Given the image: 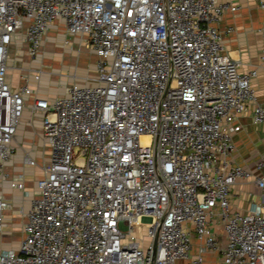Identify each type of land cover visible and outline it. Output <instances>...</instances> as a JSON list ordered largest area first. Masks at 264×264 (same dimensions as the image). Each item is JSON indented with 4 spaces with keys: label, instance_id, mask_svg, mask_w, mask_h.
I'll return each instance as SVG.
<instances>
[{
    "label": "built area",
    "instance_id": "built-area-1",
    "mask_svg": "<svg viewBox=\"0 0 264 264\" xmlns=\"http://www.w3.org/2000/svg\"><path fill=\"white\" fill-rule=\"evenodd\" d=\"M236 7L0 0V229L4 180L28 203L19 207L22 236L16 248L0 247V264H204L210 253V264H264V171L230 158L238 117L255 100L256 67L242 70L220 50L218 22ZM52 25L78 34L96 57L91 74L48 97L28 75L13 85L6 72L10 44L36 53ZM258 29L264 52V23ZM26 106L40 112L47 147L30 196L23 171L11 177L2 167ZM251 114L264 123L259 101ZM22 160L36 163L28 151ZM245 181L256 189L244 208L232 206L231 189ZM138 224L148 239L133 232Z\"/></svg>",
    "mask_w": 264,
    "mask_h": 264
},
{
    "label": "crops",
    "instance_id": "crops-1",
    "mask_svg": "<svg viewBox=\"0 0 264 264\" xmlns=\"http://www.w3.org/2000/svg\"><path fill=\"white\" fill-rule=\"evenodd\" d=\"M229 1L234 4L236 3L237 7L235 8V10H226L222 14L218 22V27L222 30L223 34L220 50L228 52L231 56L238 59V66L242 70H249L253 67H256V73L251 78L252 86L255 91L254 98L264 106V52L261 49V33H259L258 29L259 26L264 23V9L260 6L259 0ZM228 26H231V29L225 31L224 29ZM54 27L56 26L52 25L48 29L43 39L50 36V30ZM6 74L10 83H12L13 85H19L25 81L24 77L21 74L14 75L8 74V72H6ZM44 80L46 81L45 77H43L42 79L41 77L36 79L32 72L28 74V83L32 87H35L38 94L41 96L46 95L48 97H51L66 89V84L62 86L59 91H56L51 87L48 88ZM29 100L30 98H28L27 102ZM255 100L250 101L247 104L245 110L238 117L240 127L233 134V142L235 148L230 155L232 162L239 164L241 163L253 170L254 173L264 171V165L258 168L255 163L256 160L260 158L264 159V123H254L252 121L251 113ZM25 108L29 109L30 111L29 117L24 120L25 122L19 118V123L12 141V144L14 145L13 153L4 161L2 167L4 170L10 173L11 177H14V175L23 171L24 187L27 191L28 196H30L36 191L37 177L43 173L41 166L42 162H44L47 156V147L43 146L42 149L41 147H35L33 144H30V140L27 141V143L26 140L22 141L21 144L18 145V142L20 140L15 135L19 126L21 128L24 127L27 130L34 129L37 134L36 137L38 138V142L42 143L43 145V140L40 134V112L32 111L30 106H26ZM23 147L25 148L24 150ZM24 151H28L33 154L36 157L35 164L38 163V165H25L22 160ZM39 157L41 158L40 161L37 160V158ZM245 185H247L248 189H256L251 181H245L235 185L232 188L233 192H231V205L235 204L237 207L242 208L246 206L248 199L243 200L242 198V193L244 192ZM2 186L4 187L5 193H7L9 189L16 190L18 192V196L13 198V200H15V204H13L14 212L15 208H19L21 206L26 207L28 205L27 199H21L20 195L22 189L18 187H10L8 180H4L2 182ZM233 194H235L236 196L233 197ZM214 256L215 255L212 253L205 254L204 264H210ZM178 260L181 261L182 259L178 258Z\"/></svg>",
    "mask_w": 264,
    "mask_h": 264
},
{
    "label": "rangeland",
    "instance_id": "rangeland-1",
    "mask_svg": "<svg viewBox=\"0 0 264 264\" xmlns=\"http://www.w3.org/2000/svg\"><path fill=\"white\" fill-rule=\"evenodd\" d=\"M50 31V36L43 39L42 46L33 54L25 51L23 45L20 43H11L7 56V72L14 75H28L35 68L36 72L39 73V78H46V81H44L48 88L51 87L59 91L68 82L75 79L83 80L84 75L91 74L96 55L86 41L78 34H68L56 27L51 28ZM29 112V109L24 108L20 119L22 121L26 120L29 117ZM36 135L34 129L27 130L19 126L15 136L20 140L18 145L22 141L26 140L27 143L30 140L31 145L33 144L35 147H41L42 149L43 145L38 142ZM37 160L40 161L41 158L39 157ZM36 165L38 163L34 166ZM247 189L248 187L245 185L244 192L242 193L243 200L248 198ZM231 192H233L232 189ZM17 194L18 192L12 189H9L6 193L10 199L8 206L3 209L4 224L0 229V247L3 248H16L17 242L22 236L20 231L23 221L22 213H20L21 210L15 208V212L13 211V204H15L13 198L18 196ZM235 196L233 194V197ZM233 205L236 206L235 204ZM133 232L139 236H143L144 239H148L146 225H135Z\"/></svg>",
    "mask_w": 264,
    "mask_h": 264
}]
</instances>
